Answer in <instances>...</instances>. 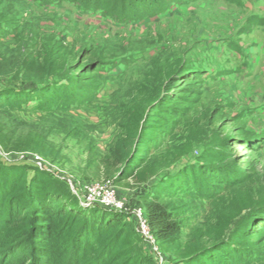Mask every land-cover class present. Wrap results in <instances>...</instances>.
Returning <instances> with one entry per match:
<instances>
[{"label": "rangeland", "instance_id": "obj_1", "mask_svg": "<svg viewBox=\"0 0 264 264\" xmlns=\"http://www.w3.org/2000/svg\"><path fill=\"white\" fill-rule=\"evenodd\" d=\"M79 1L106 13H85L65 0H0V95L39 91V99L19 109H0L9 143L7 152L0 144V167H24L77 210L122 213L129 227L121 249L134 251L132 264H183L192 235L224 220V206L237 191H248L262 207L253 219L242 214L232 221L229 232L264 221V0ZM53 40L97 67L95 85L69 86V67L58 72L65 77L59 84L68 86L64 93L43 90L55 83L52 77L32 82L27 54L38 41L40 64ZM170 73L180 84L188 81L194 97L183 109L167 108L170 128L154 132L145 163L155 172L150 181L133 189L116 185L112 156L130 131L133 105L141 95L172 94ZM217 114L218 127L198 122ZM162 181L172 192L165 201L184 217L172 245L156 238L149 244L137 226L140 210L147 218L143 197ZM74 237L55 241L52 264H72ZM237 246L238 261L257 252L261 259L253 264H264V242ZM31 257L24 246L13 259L34 264Z\"/></svg>", "mask_w": 264, "mask_h": 264}, {"label": "trees", "instance_id": "obj_2", "mask_svg": "<svg viewBox=\"0 0 264 264\" xmlns=\"http://www.w3.org/2000/svg\"><path fill=\"white\" fill-rule=\"evenodd\" d=\"M53 1L56 3L64 0H39L42 3L47 2L44 4H51ZM65 1L74 6L78 5L85 13H106L103 7H89L79 0ZM40 50L39 42L35 41L27 54V69L34 74V84H40L45 78L56 79L53 85H45L43 90H47L48 94L64 93L68 90L67 85L59 84L65 77L58 73L66 67L74 74L65 79L69 86L76 85L83 90L97 82V67H88L83 59L78 60L63 41L53 40L42 55V62L38 64L36 60ZM168 76L171 89L175 88L172 94L168 92L162 99L141 95L133 105L130 131L115 147L112 156L116 185L133 189L150 181L155 172L145 163L151 154L149 144L154 142V132L167 131L170 128L168 117H164L170 115L167 108L183 109L194 97L185 86L190 84L188 81L180 84L181 78L175 77L173 73ZM38 94L39 91L35 89L32 94L21 97L12 91H4L0 95V109H19L23 102L31 103L39 99ZM40 102L43 104V99ZM199 118L198 122L203 128L218 127L220 123L218 114L206 119ZM222 130H226V127ZM227 137L233 139L232 135ZM0 144L6 152L9 151L7 135L1 128ZM169 184L162 181L142 199L151 231L163 245L177 243L184 228L182 213L170 208L165 201L167 196L172 195L168 189ZM21 200L26 201L25 205L19 204ZM71 204L61 194H55L41 186L37 175L30 179L24 167H0V264H20L13 256L24 246H30L34 264H52L55 241L71 234L75 236L72 242L75 240L76 245L71 255L72 264H132L134 251L121 249L124 231L129 227L122 213H107L99 209L94 212L80 211ZM261 207L262 203L254 199L248 191H237L224 206V220L206 231H198L192 235L187 244L189 256L183 260V264H205L207 260L209 264H221L218 257H222L226 264L259 262L261 257L257 252L243 259L245 261H238L234 248L237 245L245 246L246 243L261 246L264 242V221L237 232L229 231L232 221L242 214L253 219ZM27 212L29 216L26 215ZM103 240L107 245H101ZM138 264L147 262L140 261Z\"/></svg>", "mask_w": 264, "mask_h": 264}, {"label": "built area", "instance_id": "obj_3", "mask_svg": "<svg viewBox=\"0 0 264 264\" xmlns=\"http://www.w3.org/2000/svg\"><path fill=\"white\" fill-rule=\"evenodd\" d=\"M106 206L108 205V201H104L103 202ZM144 212L142 210H140L139 215L137 214V226L139 229H141L145 236H146V240L148 241L149 244H151V242L154 240L155 236L151 231L150 225H149V221H148V217L146 218V216H144Z\"/></svg>", "mask_w": 264, "mask_h": 264}]
</instances>
